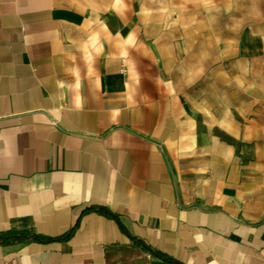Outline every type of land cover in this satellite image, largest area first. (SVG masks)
<instances>
[{
	"label": "crops",
	"instance_id": "obj_1",
	"mask_svg": "<svg viewBox=\"0 0 264 264\" xmlns=\"http://www.w3.org/2000/svg\"><path fill=\"white\" fill-rule=\"evenodd\" d=\"M9 230L73 233L0 264H264V0H0Z\"/></svg>",
	"mask_w": 264,
	"mask_h": 264
},
{
	"label": "trees",
	"instance_id": "obj_2",
	"mask_svg": "<svg viewBox=\"0 0 264 264\" xmlns=\"http://www.w3.org/2000/svg\"><path fill=\"white\" fill-rule=\"evenodd\" d=\"M86 211H95V212H98L101 214L111 216V217L115 218L116 220H118V222L120 223L122 228L125 230V228L121 224L119 218L107 207L94 206V207H89ZM72 233L73 232L71 231L70 233H68L64 237H60V238H46V237H42L40 235H37L35 233H32L28 230H9V231H5V232L0 233V246L13 245V244H17V243H21V242H27V241L51 242V241H56V240L67 239L72 235ZM137 242H138V240H137ZM155 254H157L158 256H161L167 260H170L174 263L182 264V263H179V262H177V261H175L169 257H166L162 253L156 252Z\"/></svg>",
	"mask_w": 264,
	"mask_h": 264
}]
</instances>
